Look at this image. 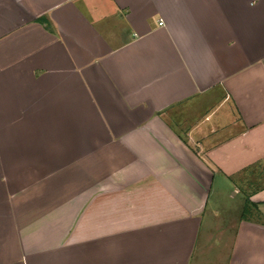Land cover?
<instances>
[{"label":"crops","instance_id":"crops-1","mask_svg":"<svg viewBox=\"0 0 264 264\" xmlns=\"http://www.w3.org/2000/svg\"><path fill=\"white\" fill-rule=\"evenodd\" d=\"M0 264H264V0H0Z\"/></svg>","mask_w":264,"mask_h":264},{"label":"rangeland","instance_id":"rangeland-1","mask_svg":"<svg viewBox=\"0 0 264 264\" xmlns=\"http://www.w3.org/2000/svg\"><path fill=\"white\" fill-rule=\"evenodd\" d=\"M236 203H238L239 205L241 204L240 200H238V202H236ZM227 211H228V209H227Z\"/></svg>","mask_w":264,"mask_h":264},{"label":"built area","instance_id":"built-area-1","mask_svg":"<svg viewBox=\"0 0 264 264\" xmlns=\"http://www.w3.org/2000/svg\"><path fill=\"white\" fill-rule=\"evenodd\" d=\"M162 23H159V25H161Z\"/></svg>","mask_w":264,"mask_h":264},{"label":"trees","instance_id":"trees-1","mask_svg":"<svg viewBox=\"0 0 264 264\" xmlns=\"http://www.w3.org/2000/svg\"><path fill=\"white\" fill-rule=\"evenodd\" d=\"M245 211H246V209H245ZM245 211H244V212H245Z\"/></svg>","mask_w":264,"mask_h":264}]
</instances>
